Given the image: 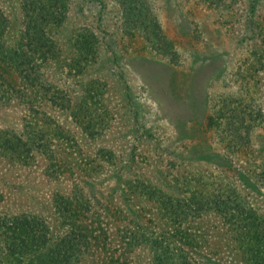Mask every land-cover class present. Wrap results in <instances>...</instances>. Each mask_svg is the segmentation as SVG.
Here are the masks:
<instances>
[{
  "label": "rangeland",
  "instance_id": "374dc122",
  "mask_svg": "<svg viewBox=\"0 0 264 264\" xmlns=\"http://www.w3.org/2000/svg\"><path fill=\"white\" fill-rule=\"evenodd\" d=\"M1 59L0 264L21 214L69 264H264V0H0Z\"/></svg>",
  "mask_w": 264,
  "mask_h": 264
},
{
  "label": "trees",
  "instance_id": "16d2710c",
  "mask_svg": "<svg viewBox=\"0 0 264 264\" xmlns=\"http://www.w3.org/2000/svg\"><path fill=\"white\" fill-rule=\"evenodd\" d=\"M27 28H29V25L26 26V29ZM39 42H42V48L50 46L49 43H46L43 37L31 38V43L33 47H41V44H39ZM19 47L20 45H18L15 50H18ZM0 63H3L2 59L0 60ZM22 64L24 63H18L16 65L18 70L20 69ZM21 154H25L23 153V149H18L17 152H14V155H16L17 157H23ZM59 200L61 201V198L58 199V204ZM26 217L27 215L21 214L9 220L10 231L8 230L9 233L8 235H6V240L10 239L11 241L8 240V249H10L12 253L18 255H32V260H30L26 264H69L67 260L70 255H68V253L63 249L57 250L59 244L56 247H50L49 249L40 251V248L44 244V237L40 234V228L38 229V231H35V233H30L32 232L30 229L25 230L24 219ZM3 232L5 233L7 231L4 230L2 231V233ZM15 238L17 239L15 240ZM51 252H53V255H49V253Z\"/></svg>",
  "mask_w": 264,
  "mask_h": 264
}]
</instances>
